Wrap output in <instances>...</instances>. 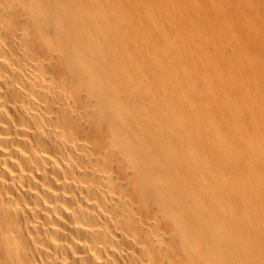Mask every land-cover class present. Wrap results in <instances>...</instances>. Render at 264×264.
I'll list each match as a JSON object with an SVG mask.
<instances>
[{
  "label": "bare ground",
  "instance_id": "1",
  "mask_svg": "<svg viewBox=\"0 0 264 264\" xmlns=\"http://www.w3.org/2000/svg\"><path fill=\"white\" fill-rule=\"evenodd\" d=\"M0 264H264V0H0Z\"/></svg>",
  "mask_w": 264,
  "mask_h": 264
}]
</instances>
